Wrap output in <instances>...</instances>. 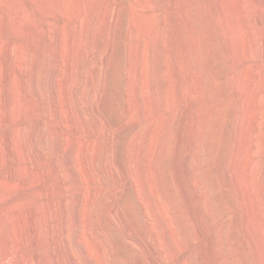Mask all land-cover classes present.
<instances>
[{
    "label": "bare ground",
    "instance_id": "obj_1",
    "mask_svg": "<svg viewBox=\"0 0 264 264\" xmlns=\"http://www.w3.org/2000/svg\"><path fill=\"white\" fill-rule=\"evenodd\" d=\"M144 1L148 2L147 4H151L154 7L168 6L170 8H174V10H176V8H178V7H176V6H178L176 0H137L136 3L139 2L142 4ZM3 3L6 4L7 2L6 3L3 2ZM49 5H50V8H52L51 4H49ZM66 5H65V7H66ZM20 6H22V5H20ZM109 6H110V4H109ZM8 7H10V6H8ZM120 8H122V7H120ZM84 10H86V9L84 8ZM243 11H247L248 14L247 15L242 14ZM13 12H15L14 13V16H15L14 20L12 19L13 21H10L7 18H5V20H7L5 28L2 29V26H0V32H1V30H4V32L6 33V35H4V36H8L10 38H13V41H11V42L9 41L7 44L5 43V46H2V49L0 50V52L3 55L10 56L12 58V61L11 60L10 61L2 60V63H0L1 64V66H0V127L2 126L3 123H12L13 124V129H11L12 131L11 132L7 131L6 132L7 134L5 133L6 135H4L3 137L0 138V160L3 163L8 162V160L11 158L12 153L15 149L17 150V153H18V155H16V156H19V155L21 156L24 152H27L28 157H24V158L31 160L32 156H33V154H32L33 151L31 152L27 147V144L31 141H33V143H34L33 145L35 146L34 147V155L39 156L42 159L47 158V155H48L47 153H48L49 149L53 147L52 145H51L52 147H50V142H53L50 140L51 139L54 140V139L52 137H50L51 139L49 140V135H50L49 133L50 132L48 133V131L45 127V121L44 120L41 119L40 121H38L36 123L35 127L32 126L33 127L32 128L30 126L29 129L25 125V123H23V122L19 123L18 122V118L23 116V114L28 111V110L26 111V107H25V101L26 100H27V102H29L28 100L33 101V103H34L33 105L35 107H37L36 109L39 108L40 110H42L43 112L48 114V116L51 120H56L59 116L61 117V110H58L56 108V106L58 107L57 98H58L59 89H62L63 94H64L63 100H64V105H65V111L69 114L68 115L69 117L73 118V120H75V121L78 120V115H77L73 105L71 104V95L73 94L72 93V84H74V83L72 82V79H70L71 77L67 78L68 80L65 83H60L61 80L59 81V79H58V77H60L59 76L60 72H59V70L56 67V64L54 62V60L56 59V57H55L56 56L55 55L56 46H58L57 44H59L58 40L60 38V37H58L60 32H57V30H59V29H58V27H56L57 25L55 24V21H53L52 19L51 20L49 19L48 27L46 28V30H42L41 27H40V29L42 31L40 29H38L39 31H41V32H39L41 34V37H40L41 40L39 39L40 42H39L38 47L35 46L36 47L35 49L30 48L26 51L25 47H24L25 45L22 41V37L25 34V30L27 28L28 23L25 21L23 14H22V11L19 8L17 9L15 7V10ZM180 12H181L180 16H182L181 18H183V20L185 22L184 24H186L184 26L187 27L189 34H190V38L192 40L191 42L189 40V42L191 43L192 46L189 45V43H188V49L186 51V53L188 54V50L192 49L191 51L189 50V52H191V54L188 55L189 57L186 56L187 59L189 58V60H190L189 61V67L191 69L190 73L192 72L191 74H192V79H193L192 81L193 82L191 83V85H192L191 90L194 92H197L199 94V96L201 97L200 99L203 100L204 104H203V106L199 105V106H201L199 117H198L196 124L191 129L190 141H189L187 147L185 146L186 148L184 150L181 149V147L184 144L181 146V142H183L181 140H183V139H180V137H179L178 140H180V141L176 144L175 148L173 147L174 151L172 152L171 147H172V141L174 138L173 137L174 136L173 130H174V127H176L175 126L176 121H177L176 113L178 114V111L176 112L177 109L175 107L174 108L175 112L173 111L174 113H172L171 116L167 117L165 115L166 113L164 110L165 104H164V100H163L164 98L163 97H164V92H165V85L167 86V83L165 84V81L162 82L163 78L161 76H162V74H164V73H162V71H163V69L165 70L166 66L164 65L165 60L163 59L162 54L159 51V46H160L159 45L160 39H158L159 33L157 31H155L154 36L156 37L157 47L155 46L156 58H155V66H154L155 69L154 70H155L156 80H155V87H153V86L152 87L154 88L153 92H155V95H156V97L154 98L155 99L154 104L156 106V111L154 113L152 111L150 112V113H153V117L151 116L152 118H151V121L149 122L150 124L147 128V131L144 134H142V132H141L142 129L140 132H138V130H137L138 133L136 134L135 137H133L134 139L131 142V145L129 147H127V149L129 148L128 149L129 152L131 151L130 152L131 155L128 153V155H130V156H128L127 158L129 161H131V163L134 164V165L131 164L134 166V168L137 167L136 166L137 164L141 165L144 158H146L144 163L147 162L146 164L148 165L147 168H146V164H145V166H144V164L142 165L145 167L144 170H143L144 167L141 166V168H142L141 169V176L142 177L139 175V177L142 178L141 179L142 180L141 185L143 186V189L145 191V199L141 195L143 198V201L145 203H143V202H141V203L146 204V206H145L146 209L150 211V213H148V215L149 214L151 215V220H150L151 225L150 224L149 225L152 228V233H153V236H154V239L156 240V242L161 241L160 231H163L165 233V239L163 241H165L166 246H168L171 253H177L176 252L178 250L177 244H179V243H180V245L182 242H186L188 244H196L197 252L194 254L191 253L192 256L188 257L185 264H264V208L260 209V210H255L256 208L255 209L253 208L255 203H254V205L252 203L254 201L261 202L262 200H264V195H263L264 188L262 190L263 191V193H262L260 188L257 189L256 184L254 183L256 180H259L262 187H264V165L260 166L261 165L260 161L258 162V159L256 158L257 155L259 154L258 152H260L261 150L263 151V149H261L260 144L258 142H254V143L250 142L251 139L253 138V135L259 134L258 132L261 131L260 127H261V125H263V123H262L263 120L261 121V119H262V114H264L263 113V111H264V108H263V104H264V80H263V82L260 80V83L255 81L256 82L255 87L248 89V88H246L247 87L246 86L245 89H243V90L241 89L242 90V96H241L242 97V106L241 107H242V111H244L243 115L245 114V116L236 119L234 122H231L232 124L230 125L229 130L227 132L220 133L219 128H218L219 125H221L224 118L227 116V114L230 113L229 112V111H231L230 109L235 107V106H232L233 105L232 102H229L228 103L229 108L226 109L229 111L222 109V107H221L222 103H220V101H222V100H220L219 98H220V96H223L226 93V84L228 83L227 82L228 80L226 81L227 83L225 82L226 78L229 79L230 84H234V82H235L236 78L233 79V77L230 75V69L232 68L231 67L232 64L236 61V58L239 57V59L244 61V62H247L249 64L250 63L254 64V68H255L254 74L255 75L258 74L262 68L261 65H259L261 68L258 66V62H259V60H264V0H238V1H236V0H181ZM48 13H50V12H48ZM103 13H105V14H103ZM103 13H102V15H103L102 19L101 20L99 19L100 23L106 22L108 20H112V18H114L113 17L114 14L112 15V12H109L108 9L106 12L103 11ZM110 13H111V15H110ZM2 14H3V12H2ZM120 14H122V13H120ZM48 15L51 18L53 17V14H51V13ZM157 15H159V14H157ZM1 16H4V14ZM1 16H0V18H1ZM114 16H116V14ZM30 17H32V16H30ZM157 17H159V16H157ZM99 18H101V17H99ZM30 19H32V18H30ZM135 19H137V17ZM174 19H177L175 15H174L173 20ZM46 20H47V18H46ZM80 20H81L80 22H83L82 19H80ZM140 21H142V20L139 19L138 22H140ZM114 22H115V20H114ZM120 22H121V20H120ZM36 23L38 24V22H36ZM57 23H59V22H57ZM32 24H35V23L33 22ZM142 25H145V24H142ZM148 25H150V24H148ZM179 25H180V23H179ZM245 25L248 27H255V28L252 29L251 31H249L248 34L245 33L247 36L243 38L239 34V30L241 28H243ZM62 26H63V23H62ZM62 26H60V27H62ZM147 26L145 25V27H147ZM64 27L65 26H63V28ZM95 27H97L96 24H95ZM143 28H142V30H146V28H144V29ZM149 28H147L146 31H148ZM61 30H62V28H61ZM76 30H78V29H76ZM43 31H45V32H43ZM98 31H95V33ZM46 32L48 33L47 37L50 40V44H48V42H47V37L45 34ZM129 32L131 33V31H129ZM150 32H152V30ZM259 32L263 33V34H259ZM26 33H27V31H26ZM92 33H93V31H92ZM111 33H113V32H111ZM60 35H62V34H60ZM108 36H109V34H108ZM151 36H153V35H151ZM96 37H98V36H96ZM117 37H118V35H117ZM140 37L142 38V36H140ZM237 37L239 40L238 41L239 46L237 45L238 42L237 43L234 42L235 45L238 46V52H236L237 54L235 55L233 52L237 51V50H234V47H235V49H237V46L234 45V47H233L232 42L235 41L234 38H237ZM142 39L144 40V38H142ZM62 40H63V38H62ZM73 40H74V38L72 39V41ZM80 40H81V38H80ZM26 41H28V40H26ZM37 41H35V42H37ZM153 41H154V39H153ZM59 42H60V40H59ZM75 42H72L69 46L64 43L65 45H67L66 47H64L65 45L63 46V44L60 43L62 50H59V49L58 50L63 51V52L66 50V52L69 54L70 58H72V59L75 58V60L76 59L78 60L77 57H79L81 55V54H79V53H81L79 51H81L82 49L80 50V48H79L80 44L77 43L78 45L76 46ZM92 42H93V47L92 46L91 47L93 50L92 52H94L92 54H94V55L93 56L91 55L92 57L91 58L89 57V59L87 61L88 64H87V72H86V77H87L86 85H84L85 87H84L81 95L79 96L80 101L79 100H77V101L78 102L82 101L81 103L85 102L87 104L91 103V105L95 106V104H97L96 101L99 100V97H100L99 91L101 89V86L104 84V82H106L105 81L106 79L104 76L105 74H103V72L101 71V69H100L101 66L99 67L98 62L101 61L103 64H107V62H109L107 55L110 54L114 50V46H113L114 43L113 44L110 43V45H108V51L109 52H107V51L105 52L102 44H100V42H98V40H95V41L93 40ZM138 42L139 43H138L137 52H136L137 61H135V63H136L135 69H137L136 70L137 83L135 84V87L133 86V88H135L137 92H139V90L141 89L140 84H139V77H140V74L142 75V73H143V65L145 64L143 59L145 56L144 54H145V47H146L144 45V44H146V43H144V41L139 40ZM1 45H3V44H1ZM28 45H30V44H28ZM173 47H174V45H172V48ZM173 49L175 50L176 48H173ZM84 50L85 49H83V51ZM63 52H60V53L62 54ZM147 52H146V54H148ZM82 54H84V53H82ZM72 59L68 62V64L66 63V65L68 66L69 71L72 74L73 73L75 74V73H78V72H76L77 71L76 69H77V65L79 63L75 64L74 63L75 60L73 59V61H72ZM109 59H111V58H109ZM128 63H129V61H128ZM64 64H65V62H64ZM153 65H154V61L152 63V66ZM108 66L110 67L111 65H108ZM176 67L177 66L175 65L174 70H177ZM130 68H131V66H130ZM250 70H252V69H250ZM247 71H249V70H247ZM175 72H177V71H175ZM175 75H177V74H175ZM237 75H238V73H237ZM237 75H235V76H237ZM248 76H249V74H248ZM175 78H177V77H175ZM176 84H177V86L180 87L179 83H176ZM176 88L178 89V87H176ZM167 89H168V87H167ZM147 91H149V90H147ZM178 92H180V91H178ZM214 92L216 93V96L219 98H214V96H213ZM76 93H78V92L76 91ZM103 93H104V91H103ZM148 94H150V92ZM59 95H60V93H59ZM126 96L128 97L129 94H126ZM43 97L45 99H44V101H41V99ZM251 97L254 98V101H253L254 106L253 105L252 106L257 108L256 116H254L255 120L253 119L254 122H251L252 124L250 123V121H252V120H247L249 118L246 119V115L248 114V112H250V109L253 108L249 102V99ZM178 98H180V97H178ZM231 99H232V97H231ZM35 100H38V101H35ZM60 100H61V98H60ZM100 100H102V99H100ZM165 100H166V98H165ZM250 100H253V99H250ZM129 101H130V99H129ZM27 102H26V104H27ZM127 102H128V100H127ZM99 105H100V103L98 104V106ZM102 105H103V102H102ZM190 107L188 109H190ZM10 108L13 109V113H14L13 116L11 114L7 113V110ZM128 108H129V106H128ZM256 108H255V110H256ZM91 109H93V108H91ZM65 111H63V112H65ZM186 111H188V110H186ZM186 113H188V112H186ZM232 114H230V115H232ZM235 114H237V113H235ZM63 115H65V114H63ZM147 116H149V115H147ZM96 117H98V116H96ZM104 119L106 120L105 117H104ZM132 119H133V117H132ZM67 122H69V121H67ZM103 122H105V121H103ZM34 123H33V125H34ZM118 123H119V121H118ZM125 123H126V120H125ZM78 124H76V126ZM72 126H74V125H72ZM93 126H94V124H93ZM252 127L257 128L256 129L257 132L255 134L252 133V131H251ZM140 128H141V126H140ZM113 129H114V127H113ZM8 132H10V133H8ZM133 134H135V132ZM180 135H183V134H180ZM230 135H232V137H231L232 139L230 138ZM26 138H29V140H31V141H29V142L26 141ZM130 138H132V137H130ZM11 140H13V143H11ZM141 140H142V144H140V148H139V142ZM26 142H28V143H26ZM60 142H61V140H60ZM65 142H67V140ZM62 143H64V142H62ZM110 143L112 144V142H110ZM110 143L109 142L107 143L108 144V146H107V150H108L107 158H106V160L105 159H103V160H105L104 165L106 166V168L113 174V169H112L113 167H112L111 161H110L111 156H109V152L112 149ZM149 144H151L149 146L151 148H150V151L147 152L146 150H147V146ZM247 144L249 147H247ZM69 145H67V146H69ZM126 145H127V143H126ZM89 146L91 147V145H89ZM246 147H247V149H246ZM68 149H69V153H68L69 159L67 161V164L70 168V172L68 174H70L69 176H71V174H72V177H73V175L74 174L76 175L77 174L76 172L78 171L75 168V166L73 165V161H74L75 156H76L75 155L76 148H75V146H71V148H68ZM113 149H115V147ZM128 150H127V152H128ZM134 150H136L135 151L136 153H135V155L133 154L134 155L133 156L132 153L134 152ZM249 150H250V152H249ZM52 152H54V151H52ZM60 152H61V150H60ZM145 152H147V154ZM245 152L248 153V155H249L248 158H250V160H248V162H245L248 159L247 156H245V154H244ZM89 153H91V152L89 151ZM93 154H95V153H93ZM104 154H106V152ZM145 154L147 156L144 157ZM95 155H94V158H95ZM13 157L14 156H12V158ZM244 157L247 159L245 160ZM76 158H77V156H76ZM25 159H23V160L21 159V160L24 161ZM66 159L67 158H65L64 160H66ZM259 159H260V157H259ZM38 160H39V158H38ZM90 162L86 161V164H83V165H85V169L87 171L90 169V166H91ZM244 163H246V166L248 165L247 167H249V169H247V167H246L247 171H249V172L246 171L247 173L245 172V164ZM50 164L52 165L53 170H55L57 168L58 164H57V160L55 159V157L51 161ZM93 164H94V162H93ZM0 166H1V164H0ZM23 166H25V165H23ZM25 169H26V172H27V169H28V171H36L34 166L31 164L26 166ZM43 169H45V168H43ZM10 170H12V169H10ZM93 170H95V169H93ZM132 170H135V169H132ZM138 172H140V169ZM130 174H132V173H130ZM173 177H175V179L177 180L178 185L180 187L182 199L185 202V204L187 205V208H186L188 210V214L186 213L187 216L184 215L185 213L183 214V212L181 211L183 209L182 208L183 206H181V203L178 199V196L176 197L178 190L176 191V188H175L176 186L173 183ZM246 177L248 178L247 181L245 180ZM42 179H45V178H42ZM59 180H60L59 184L64 185L63 184L64 179H62V177H61V178H59ZM248 181L250 184L248 183ZM228 182H230L231 185L234 184L233 187L235 189L233 192H230L227 189V185L229 184ZM3 185H0V186H3ZM6 186H7V184H6ZM100 186L102 187V185H100ZM27 187H29V186H27ZM139 189H141V188L139 187ZM118 190H120V189H118ZM83 194L84 193L78 194L77 196L75 195L76 198L73 197L74 198L73 200L68 199L65 195L60 200L59 199L57 200V199L53 198V195L51 193L44 194V195L42 194V197H43L42 200H39L36 202L37 209L40 212L41 234H40L39 239H41V243L43 244V247H44L43 251H39V244H38L37 240L34 241V240L30 239L31 237H28L26 235L28 237V240L30 243L29 244L30 245L29 252L26 256L25 255L24 256L23 255L17 256V253L19 251L18 249H19L20 245L18 247V245L14 241L15 244L12 245L13 247L9 246L6 243L7 241L4 237V230L5 229L3 227H0V264H4L9 259H13V260L17 259L19 264H23L25 261L28 262V264H42V263H45V264H103L102 260H100V258L98 256L99 254H97L98 251L101 252L102 248L99 247V249L97 250V252L95 254L93 251H91V249H92L91 243L96 242V240L98 239L97 235L95 236L93 231H92V228H91L92 225H90L91 222L89 220V217L91 215L89 216L90 213H88V208H87V204H89V206H90V202H92L93 196L86 197L87 195L84 196L85 194L84 195ZM139 194H141V193L139 192ZM70 196H71V194H70ZM137 196H139V195H137ZM96 200H97V198H96ZM181 202H182V200H181ZM235 202H239V205L241 206L240 210L237 211L235 214H233V216H231L230 218L223 220V218H222L223 212L221 211V208L222 207H228V208L233 207ZM15 203H17V202H15ZM16 206H18V205H16ZM261 208H262V206H261ZM146 209H144V210H146ZM117 210H119V209H117ZM222 210H224V208ZM114 211H115V208H114ZM145 213H147V212H145ZM172 213H174L173 216H172ZM143 214H144V212H143ZM20 215H22V214H19V216ZM13 216H15V214ZM31 218H32V216H30V214H23V219L25 220L24 224H26V227H28ZM2 219H3L4 224L6 222L9 223V221L6 220V217L3 216L0 218V220H2ZM102 226H104V225L103 224L100 225L99 229L102 228ZM93 229H95V228H93ZM33 232H34V229L29 228V231L27 234L30 236L31 233H33ZM19 242H20V240H19ZM138 249H140V248H138ZM161 249H163V248H161ZM173 255H175V254H173ZM148 257H149V255H148ZM147 259H149V258H147ZM166 259H168V258L166 257ZM154 262H155V260H154Z\"/></svg>",
    "mask_w": 264,
    "mask_h": 264
},
{
    "label": "rangeland",
    "instance_id": "obj_2",
    "mask_svg": "<svg viewBox=\"0 0 264 264\" xmlns=\"http://www.w3.org/2000/svg\"><path fill=\"white\" fill-rule=\"evenodd\" d=\"M236 1H238V0H236ZM3 2H5V3L7 2V3L4 4ZM136 2H137V0L136 1L135 0H120V1L119 0H81V1L80 0H5V1L0 0V16L4 14V16H1V18H0V26H2V29L5 28V25H6L7 20H5V18H7L10 21L14 20V17H15L14 13L15 12H13V11L15 10V7L17 9L19 8L22 11L23 17H24L25 21L28 23L27 28L25 30V34L22 37V41L25 45L24 47H25L26 51L30 48L35 49L36 47H38L39 42L41 40L40 39L41 34L39 32H41L42 30H46V28L48 27L49 19L50 20L52 19L53 21H55V24L57 25L56 27H58V29H59V30H57V32H60V34L63 35L62 36L58 33L59 34L58 37H60L59 38L60 42L58 40L59 44H57L58 46H56V51H55V55H56L55 60L56 61L54 60V62H55L56 67L58 68V70L60 72V74H59L60 77H58V79H59V81L61 80L60 83H65L68 80L67 78L71 77L70 79H72V82L74 83V84H72V93L73 94L71 95V104L73 105V107H74V109L78 115V120H76V121L73 120V118L68 116L69 114L65 111V105H64V100H63L64 94H63L62 89H59L58 98H57L58 107L56 106V108L58 110H61V117L59 116L60 118L58 117L56 120H51L49 118L48 114H46L45 112H43L39 108L36 109L37 107H35L33 105L34 104L33 101H31V100H28L29 102H27V100L25 101L26 111L27 110L28 111L23 114L24 117L21 116L20 118H18V122L19 123H21V122L25 123V125L29 129L30 126L35 127L36 123L42 119L45 121V127H46L48 133L50 132L49 134L50 135L52 134L51 136L49 135V140L51 139L50 137H52L54 140H52V139L50 140V141H53V142H50V147H52V146L53 147L49 149L46 159H42L39 156L34 155V147H35L33 145L34 143H33V141L29 140V138H26V141H28V142L31 141L29 143L28 142H26V143H28L27 144L28 149L31 152L33 151L32 152L33 156L31 159L33 162L27 158L26 159L24 158V157H28L27 152H24L21 156L20 155L16 156V155H18L16 149L12 153V156H14V157L12 158V156H11V158L8 160V162L3 163L0 160V164H1V166H0V182H1L0 185H3V184L5 185V186L4 185L0 186V218L4 216V217H6V220L9 221V223L6 222L4 224L3 219L0 220V227H3L5 229L4 230V237L7 241L6 243L9 246L13 247L12 245H14L15 242L18 245V247L20 245V247L18 249L19 251L17 253V256H20V255L26 256L28 254L29 249H30V245H29L30 243H29L28 237H31L30 239H32L34 241L37 240V242L39 244V251H43L44 247H43V244L41 243V239H39L40 234H41L40 212L37 209L36 202L39 200H42V198H43L42 194L44 195V194H48V193H51L53 195V198H55L57 200L58 199L60 200L64 195L70 200H73L74 198H76V196L78 194H82V193L85 194V195L83 194L84 196L87 195L86 197L93 196V200H92V202H90V206H89V204H87V208H88V213H90L89 216L91 215L89 217V220L91 223L90 222L89 223H90V225H92L91 226L92 231H93L95 236L97 235L98 239L96 240V242L91 243V248H92L91 251H93L95 254L97 252V250L99 249V247L102 248L101 252L98 251L97 254H99L98 256H99L100 260H102L103 264H155V263L156 264H185L188 257L192 256L191 253L194 254L197 252L196 244H188L186 242H182L181 245H180V243L177 244V247H178V250L176 249L177 253H171L168 246H166L165 241H163L165 239V233L163 231H160V238H161L160 242L161 243L156 242V240L154 239L153 233H152V228L150 227L151 215L150 214L148 215V213H150V211L146 209V207H145L146 204H143V203H145L143 201V198L145 199V191L143 189V186L141 185L142 184V180H141L142 179L141 178L142 177L141 176V169L142 168H141V166L143 164L145 166V164L147 163V162L144 163L146 158L143 159V162L141 165L137 164L136 165L137 167L135 166L136 168H134V166H133L134 164L131 163V161H129L127 158L128 156L131 155V153H130L131 151L129 152V150H128L129 148L127 149V147H129L131 145V142L134 139L133 137H135L136 134L141 131V129H142V131H141L142 134H144L147 131V128L150 124L149 122L151 121V118L153 117V113L156 111V106L154 104L155 103L154 98L156 97V95H155V92H153V90H154L153 87H155V80H156L155 70H154L155 69V67H154L155 66V58H156L155 46L157 47L156 37L154 36L155 31H157L159 33L158 34L159 35L158 39H160L159 51L162 54L163 59L165 60L164 65L166 66L165 70L163 69L164 72L162 71V73H164V74H162V76H161L163 78L162 82L165 81V84L167 83V86L165 85V92L166 91L167 92L166 93L164 92V97H163L164 98L163 99L164 104H165L164 105V110L166 113L165 115L167 117L171 116L172 113L175 112V109H174L175 107L177 109L176 112L178 111V114L176 113V115H177V121L175 124L176 127H174V130H173V134H174L173 137L174 138H173L172 147H171L172 152L174 151L176 144L180 141V140H178L179 137H180V139H183V140H181V141H183V142H181V146L184 144L181 147V149L184 150L187 147V145L190 141L191 129L196 124L198 117H199L200 108L204 104L203 100L200 99L201 97L199 96V94L197 92H194L191 90L192 89L191 83L193 82L192 81L193 79H192V74H191L192 72L190 73L191 69L189 67V61L190 60H189V58L187 59V57H189L188 55L191 54V52H189V50L191 51L192 49L188 50V54L186 53V51L188 49V43H189V45H191L190 42L192 40L190 38V34H189L187 27L184 26L186 24H184L185 22H184L183 18H181L182 16H180L181 15V12H180L181 0H176L177 5H178V6H176V7H178V8H176V10H174V8H170L168 6L154 7L151 4H147L148 2H146V1L143 2L144 4L142 3L143 5L139 2L138 3H136ZM49 4H51L52 8H50ZM109 4H110V6H109ZM11 5L12 6L14 5V6L12 7ZM20 5H22V6H20ZM65 5L67 8L65 7ZM8 6H10V7H8ZM120 7H122V8H120ZM84 8L86 10H84ZM107 9L109 12H112V15L116 14V16L113 15V17L115 19L112 18V20H108L106 22L100 23L99 21L103 17L102 13H103V11L106 12ZM2 12H3V14H2ZM48 12L53 14L54 18L49 17L48 14H50V13H48ZM119 12L122 14H120ZM103 14H105V13H103ZM157 14H159V15H157ZM242 14L247 15L248 13H247V11H243ZM110 15H111V13H110ZM174 15L177 18V19H174L175 21L173 20ZM30 16H32V17H30ZM157 16H159V17H157ZM99 17H101V18H99ZM136 17H137V19H135ZM30 18H32V19H30ZM33 18L34 19L36 18V19L34 20ZM46 18H47V20H46ZM80 19H82L83 22H80L81 21ZM139 19L142 20L143 22L142 21L138 22ZM114 20H115V22H114ZM120 20H121V22H120ZM33 22L35 24H32ZM36 22H38V24ZM57 22H59V23H57ZM62 23H63V26H65L64 27L65 29L63 28ZM179 23H180V25L181 24L182 25L180 26ZM95 24L97 27H95ZM142 24H145L146 26L148 24H150V25H148L150 28L148 26L145 27V25H142ZM60 26H62V27H60ZM142 26L144 28H146V30H147V28H149V30L148 31L142 30V28H143ZM40 27L42 30L40 29ZM61 28H62V30H61ZM254 28L255 27H248L245 25L243 28H241L239 30V34L241 35V37L244 38L247 36L246 34H248L249 31H251ZM38 29H40L41 31H39ZM76 29H78V30H76ZM150 29L152 30L153 33L150 32L151 31ZM26 31H27V33H26ZM61 31L62 32L64 31V32L62 33ZM92 31H93V33H92ZM95 31H98V32H96L97 34L95 33ZM129 31H131V33ZM43 32H45V31H43ZM111 32H113V33H111ZM0 33H1L0 34V50H1L2 46H5V43L7 44L9 41L10 42L13 41V38H10L8 36H4V35H6L4 30H1ZM45 34L47 37L48 33L46 32ZM108 34H109V36H108ZM259 34H263V33L259 32ZM117 35H118V37H117ZM151 35H153V36H151ZM96 36H98V37H96ZM140 36H142V38H144V40ZM62 38H63V40H62ZM73 38H74V40L72 41ZM80 38H81V40H80ZM153 39L155 42L153 41ZM26 40H28V41H26ZM93 40L94 41L98 40V42H100V44H102L105 52L106 51L109 52L108 51V45H110V43L111 44L114 43L113 44V46H114L113 51L114 52L112 51L110 54H108L109 56L107 55L109 62H107V64H103L101 61L98 62L99 67L101 66V68H100L101 71L103 72V74H105L104 76H105L106 82H104V84L101 86V89L99 91L100 97H99V100L96 101L97 104H95V106L91 105V103L87 104L85 102L81 103L82 101L81 102L77 101L80 99L79 96L81 95V93L85 87L84 85H86V79H87L86 72H87V64H88L87 61H88L89 57L91 58L94 55V54H92V53H94V52H92L93 51L92 50V47H93L92 41ZM139 40L144 41V43H146V44H144L146 47H145V54H144L145 56L143 59L144 63H145L143 65V73L141 72L142 75L140 74V77H139V84H140L141 89L139 88L140 90H139V92H137L136 89L133 88V86L135 87V84L137 83V79H136V76H137L136 70L137 69H135L136 68L135 67L136 66L135 61H137L136 52H137V46H138ZM189 40H190V42H189ZM234 40L235 41L232 42L233 47H234L235 43H237L239 41L238 37L234 38ZM35 41H37V42H35ZM47 42H48V44H50V40L48 39V37H47ZM72 42H75L76 46L78 44H80L79 48H80V50L82 49L81 51H79V52H81V53H79L81 55L79 57H77L78 60L77 59L75 60V58H73L75 60L74 61L75 64L79 63L77 65V69H76L77 70L76 72H78V73H75V74L74 73L72 74L69 71L68 66L66 65V63L68 64V62L72 58H70V56L66 52V50L64 52L59 51V50H62V47L60 46L61 44H63V46L65 44H67L69 46ZM1 44H3V45H1ZM28 44H30V45H28ZM67 45H65L64 47H66ZM172 45H174L173 48H176L175 50L172 48ZM237 45L239 46V42L237 43ZM237 45H235V46H237ZM238 46H237V49H235V47H234V50H237V51L233 50L234 51L233 53L235 55L237 54L236 52H238ZM83 49H85V50L83 51ZM60 52H63L64 54L63 53L61 54ZM146 52L148 54H146ZM82 53H84V54H82ZM109 58H111L112 60ZM73 59H72V61H73ZM2 60H8V61L11 60L12 61V58L10 56L3 55L0 52V63H2ZM128 61H129V63H128ZM153 61H154V65L152 66ZM64 62H65V64H64ZM108 65H111V66L109 67ZM175 65L177 66L176 67L177 70H174ZM259 65H261L262 68ZM0 66H1V64H0ZM130 66H131V68H130ZM247 66L248 67L250 66V67L248 68ZM258 66L261 68V70L259 71L260 74L258 73L255 75L254 74V72H255L254 64H252V63L249 64L247 62H244V61L240 60L239 57H237L236 61L231 66L232 68L230 69V75L233 77V79L236 78L234 84H230L229 79L226 78L225 82L228 80L227 81L228 83L226 82L227 83L226 84V93L223 96H220V98H219L216 96V93L214 92V95H213L214 98H219L220 100H222V101H220V103H222L221 104L222 109H224V110L228 109L229 108V105H228L229 102H232L233 103L232 106H235V107H233L235 110L231 107L232 109H230V110L232 112L229 110H226V111H229L230 113L227 114V116L222 121L223 124L221 123V125H219L218 128H219L220 133L227 132L229 130L230 125L232 124L231 122H234L236 119L245 116V114L243 115L244 111H242V107H241L242 106V97H241L242 96V90L245 89L246 86H247L246 88H248V89L255 87L256 82L260 83V80L263 82V80H264V76H263L264 75V68H263L264 67V60H259ZM144 69L145 70L147 69V70L145 71ZM250 69H252V70H250ZM247 70H249V71H247ZM175 71H177L178 73ZM237 73H238V75H237ZM175 74H177V75H175ZM234 74L237 76H235ZM248 74H249V76H248ZM175 77H177V78H175ZM176 83H179L180 87L177 86ZM167 87H168V89H167ZM176 87H178V89ZM147 90H149V91H147ZM76 91L78 93H76ZM103 91H104V93H103ZM146 91L148 93L150 92V94H148ZM178 91H180V92H178ZM59 93H60V95H59ZM125 93L129 94V96L127 97ZM136 93L137 94L139 93V94L137 95ZM178 97H180V98H178ZM231 97H232V99H231ZM60 98H61V100H60ZM165 98H166V100H165ZM44 99L45 98L43 97L41 99V101H44ZM100 99H102V100H100ZM129 99H130V101H129ZM250 99H253V100H250ZM250 99H249V102L252 106L254 104V102H253L254 98L251 97ZM127 100H128V102H127ZM35 101H38V100H35ZM101 101L103 102V105H102ZM26 102H27V104H26ZM99 103H100V105L98 106ZM199 105H201V106H199ZM128 106H129V108H128ZM189 107H190V109H188ZM91 108H93V109H91ZM255 108L256 107L251 108L250 112H248V114L246 115V119L249 118L247 120H252V121H250V123L254 122V120H255L254 116H256V112H257V108H256V110H255ZM263 108H264V104H263ZM186 110H188V111H186ZM63 111H65V112H63ZM151 111L153 113H150ZM186 112H188V113H186ZM7 113L11 114L12 116L14 115L12 108L8 109ZM235 113H237V114H235ZM263 113H264V111H263ZM63 114H65V115H63ZM230 114H232V115H230ZM147 115H149V116H147ZM96 116H98V117H96ZM103 116L106 118L107 121L104 119ZM132 117L134 120L132 119ZM263 118H264V114H262V119H261V121L263 120L262 121L263 125H261V127H260L261 131L258 132L260 135L259 134L256 135L255 133L257 132V130H256L257 128L252 127L251 131L256 136L253 135V138L250 141L251 143L258 142L260 144L261 149H263V151L260 149L261 151L258 152L259 154L256 157L258 159V162L260 161V164H261V165L259 164L260 166L264 165V146H263L264 145V119ZM125 120H126V123H125ZM67 121H69V122H67ZM103 121H105L106 123ZM118 121H119V123L120 122L121 123L119 124ZM33 123H34V125H33ZM75 123L76 124L79 123V124L76 126ZM93 124H94V126H93ZM72 125H74V126H72ZM140 126H141V128H140ZM113 127H114V129H113ZM11 129H13L12 123H3L2 126L0 127V138L3 137L4 135H6L7 131L11 132L12 131ZM137 130H138V132H137ZM180 130L181 131L183 130L182 131L183 133ZM10 132H8V133H10ZM134 132H135V134H133ZM180 134H183V135H180ZM130 137H132V138H130ZM231 137H232V135H230V138ZM60 140H61V142H60ZM66 140H67V142H65ZM62 142H64V143H62ZM108 142L109 143L112 142V144L110 143L112 149L110 148L111 150L109 152V156H111L110 161H111V165L113 167L112 168L113 174L104 165V161L106 160L107 155H108V150H107V146H108L107 143ZM140 142H139V148H140V144H142V140ZM11 143H13V140H11ZM126 143H127V145H126ZM67 145H69V146H67ZM89 145H91V147ZM150 145L151 144H149L147 146V150H146L147 152L150 151V148H151V147H149ZM71 146H75V148H76L75 155L77 156V158L75 156V159L73 161V165L78 170L76 172L77 174L76 175L74 174L73 177H72V174H71V176H69L70 174H68L70 172V168L67 164V161L69 159V154H68L69 149L68 148H71ZM114 147H115V149H113ZM247 147H249L248 144H247ZM247 147H246V149H247ZM60 150H61V152H60ZM88 150L91 153H89ZM127 150H128V152H127ZM52 151H54V152H52ZM135 151L136 150H134L132 155L133 154L135 155V153H136ZM105 152H106V154H104ZM147 152H145V153L147 154ZM247 152H245L244 154L248 158L249 157L248 153L250 152V150L248 153ZM93 153H95L96 155ZM128 153L130 155H128ZM146 154L144 155V157L147 156ZM94 155H95V158H94ZM54 157L57 160V164H58L57 168L55 170H53L52 165L50 164L51 161L54 159ZM64 157L67 159L64 160L65 159ZM259 157H260V159H259ZM38 158H39V160H38ZM247 158H245V160ZM21 159L22 160L25 159L26 161L25 160L22 161ZM103 159H105V160H103ZM85 160L92 162V163L90 162L91 166H90V169L88 171L85 169V165H83V164H86ZM248 160H250V158H248L247 161H245V162H248ZM93 162H94V164H93ZM30 164L34 166L36 171H28V169H27V172L29 173L28 174L26 172L25 167L30 165ZM131 164H133V165H131ZM244 164H245V172H246L247 169H249V167H247L248 165L246 166V163H244ZM23 165H25V166H23ZM144 166H142V167H144ZM147 167H148V165L146 164V168ZM246 167H247V169H246ZM43 168H45V169H43ZM10 169H12V170H10ZM93 169H95V170H93ZM132 169H135V170H132ZM139 169H140V172H138ZM144 169H145V167L143 168V170ZM247 172H249V171H247ZM130 173H132V174H130ZM139 175L141 177H139ZM41 177L45 178V179H42ZM61 177H62V179H64V183H63L64 185L59 184L60 183L59 178H61ZM247 179L248 178L246 177L245 180L247 181ZM249 181H248V183H249ZM230 182H228L229 184L227 185V189L230 192H233L235 189L233 187L234 184L231 185L232 182L231 183ZM5 183L7 184V186ZM173 183L176 186L175 187L176 191L178 190L176 197L178 196V199L181 203V206H183L182 207L183 209L181 211L183 212V214L185 213L184 215L187 216V214H188V210L186 209L187 205L185 204V202L182 199L180 187H179L178 182L175 179V177H173ZM254 183L256 184L257 189L260 188L261 192L263 193L262 190L264 187H262L259 180H256ZM100 185H102V187ZM27 186H29V187H27ZM139 187L141 189H139ZM118 189H120V190H118ZM139 192L141 194H139ZM70 194H71V196H70ZM137 195H139V196H137ZM141 195L143 196V198ZM263 195H264V193H263ZM96 198H97V200H96ZM181 200H182V202H181ZM15 202H17V203H15ZM141 202H143V203H141ZM252 203H253V205L255 203V205H254L255 207L253 206L254 209L256 208L255 210H260V209L264 208V200H262L261 202L254 201ZM16 205H18V206H16ZM261 206H262V208H261ZM240 207L241 206L239 205V202H235L233 207H229V208L228 207H222L221 211L223 212V214H222L223 220L224 219L226 220V219L230 218L231 216H233V214H235L237 211L240 210ZM114 208H115V211H114ZM223 208H224V210H222ZM117 209H119L120 211ZM144 209H146V210H144ZM142 211L144 212V214ZM145 212H147V213H145ZM14 214H15V216H13ZM19 214H22V215L19 216ZM23 214H30V216H32V218L30 219V223H29L28 227H26V224H24L25 220L23 219ZM173 215H174V213H172V216ZM102 224L104 225V226H102L103 229L102 228L99 229L100 225H102ZM145 224L146 225L148 224V225L146 226ZM29 228L34 229V232L31 233L30 236L27 234L29 231ZM93 228H95V229H93ZM19 240H20V242H19ZM138 248H140L141 250ZM161 248H163V249H161ZM173 254H175V255H173ZM148 255H149V257H148ZM166 257L168 259H166ZM147 258H149V259H147ZM154 260H155V262H154ZM4 264H19V263H18L17 259H14V260L9 259ZM23 264H28V262L25 261ZM42 264H45V263H42Z\"/></svg>",
    "mask_w": 264,
    "mask_h": 264
}]
</instances>
